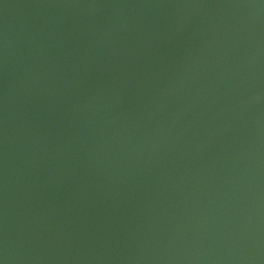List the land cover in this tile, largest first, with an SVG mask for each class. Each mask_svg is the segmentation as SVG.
<instances>
[{
	"label": "water",
	"instance_id": "1",
	"mask_svg": "<svg viewBox=\"0 0 264 264\" xmlns=\"http://www.w3.org/2000/svg\"><path fill=\"white\" fill-rule=\"evenodd\" d=\"M0 264H264V0H0Z\"/></svg>",
	"mask_w": 264,
	"mask_h": 264
}]
</instances>
